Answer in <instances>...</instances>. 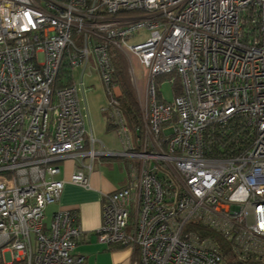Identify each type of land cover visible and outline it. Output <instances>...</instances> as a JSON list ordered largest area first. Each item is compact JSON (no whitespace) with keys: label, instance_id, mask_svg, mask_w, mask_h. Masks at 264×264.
I'll list each match as a JSON object with an SVG mask.
<instances>
[{"label":"built area","instance_id":"built-area-1","mask_svg":"<svg viewBox=\"0 0 264 264\" xmlns=\"http://www.w3.org/2000/svg\"><path fill=\"white\" fill-rule=\"evenodd\" d=\"M248 10L256 31L245 34ZM115 51L135 54L148 69L142 104L137 95L142 122L133 131L113 81ZM90 55L119 151L94 150L82 80L54 87L62 65L74 78ZM176 80L180 93L168 101L160 88ZM231 119L245 130L243 143L236 138L237 146L221 153L208 131L225 135ZM97 155L126 165L127 184L104 196L95 235L100 244L127 248L128 264H221L210 232L239 258L264 259V0H0V251L6 264L83 262L73 254L83 236L77 213L57 210L44 226L45 209L59 200L65 182L89 186L80 169L58 178L57 162L86 157L90 171Z\"/></svg>","mask_w":264,"mask_h":264},{"label":"crops","instance_id":"crops-1","mask_svg":"<svg viewBox=\"0 0 264 264\" xmlns=\"http://www.w3.org/2000/svg\"><path fill=\"white\" fill-rule=\"evenodd\" d=\"M90 67L91 66L88 65V67L85 69L84 72H82L81 69L79 74V81L82 80L83 88H84V91L80 92V96L83 99V104L86 106V117L88 118V121L86 122V126L87 123L90 124V116L88 114L85 96L91 90L92 86L87 85L85 83L84 77L92 78V73L89 70ZM128 69L130 75L134 76L133 69L132 68L130 69L129 64H128ZM98 77L100 79L99 72H98ZM100 81L102 82L101 79ZM132 83L134 86L133 80ZM120 93H121V89H120ZM105 95L107 102L106 105H104L101 108V113H103V115L106 116L107 129L114 131V133L118 138V141L120 142L119 137L116 133L117 126L115 124V120L107 110L108 96L106 94V90H105ZM110 122H112V126L109 124ZM86 131L87 134L91 133L95 139V143L93 145L95 151L100 150L101 147H104L109 151L121 150V144L117 148H110L109 146H106L103 141H99L98 139H96L91 128L89 131L86 128ZM85 144H86L85 151L90 150L91 146L88 142V137L85 138ZM88 146H90V149H87ZM96 157H99L100 159L98 161V168L96 169L94 168V163H95V157H94L90 171L86 167H84L89 165V161L86 157L84 158L82 157L76 163H74L71 160H61L57 162L58 166L60 162L64 163L63 165L64 168L63 170L60 168L61 171L60 174L58 175V178L67 180L76 169H80L88 177L89 186L86 188L84 186L73 184L71 182H65L59 200L53 204L48 205L45 209L44 226H47L49 224L53 213L56 212L57 210L68 209V208L73 209L77 213L78 225L83 230V236L80 240L76 242V246L73 250V254H75L76 256H82L84 258L81 264H89L90 258H92V254L94 252L99 251L100 249L107 253L108 257L110 258L109 260L111 264H128L130 260V253L127 250V248H115L109 245L101 246L99 245V242L97 241L95 235V231L97 230V228H99V226L102 223L104 196L116 189L124 187L127 184L126 165H124V170L123 169L119 170V171H123L122 173H120L117 170L113 169V163L111 161L112 159H110L112 158L111 156L103 157L97 155ZM80 162L83 165H80ZM117 164L119 167V165L122 163L120 164L117 163ZM46 217H47V221H45ZM31 241L32 242L34 241V236H31ZM90 251L91 253L88 254V252ZM6 256L7 254H3L0 251V258L3 264H6L4 262V258Z\"/></svg>","mask_w":264,"mask_h":264},{"label":"trees","instance_id":"trees-1","mask_svg":"<svg viewBox=\"0 0 264 264\" xmlns=\"http://www.w3.org/2000/svg\"><path fill=\"white\" fill-rule=\"evenodd\" d=\"M251 10H248L245 15H242V18H245V24L243 25L244 28L250 29V31H256V22L255 16L252 17L249 15L251 14ZM114 72H113V81L117 83L121 89V95L118 97L119 104L125 121L129 128L133 131L139 126L142 122V114L141 109L139 106V102L136 96V92L132 83L131 75L128 69V62L125 56L119 52L115 51L114 54ZM72 70L68 66L67 63L62 65V67L58 71V75L54 81V87L60 88L63 86L71 85L74 82V78L72 76ZM161 78L158 79L160 81ZM173 95H177L180 93V86L178 80H176L174 86H172ZM112 126V122L109 123ZM236 124H240L239 120L236 121ZM224 130H228L225 135H218L217 133H209L208 131V139L211 141V147H215L219 152L222 153V148L226 145L229 147L232 146L233 148L236 147V138L239 139V143L242 144L243 141L241 140V135L245 132L243 128L234 127L233 119L227 122ZM240 127H243L240 126ZM229 140V144L223 142ZM222 146L221 148H219ZM202 233H206L202 231ZM209 235L213 237L215 242L220 246V250L222 252V262L221 264H264V259L259 257H246V258H239L236 252L232 249L231 244L222 238L220 235L210 232ZM120 248V247H115ZM3 264V263H0ZM12 264H24L20 262H14Z\"/></svg>","mask_w":264,"mask_h":264},{"label":"rangeland","instance_id":"rangeland-1","mask_svg":"<svg viewBox=\"0 0 264 264\" xmlns=\"http://www.w3.org/2000/svg\"><path fill=\"white\" fill-rule=\"evenodd\" d=\"M147 33L148 31L146 30L141 31V35L147 34ZM121 53L125 56L130 69L131 68L133 69V73L135 77L133 75H131V77L134 82V88L136 90V93L140 98V103L142 104L144 102L143 100L144 90H145L147 76H148V69L140 63L138 57L135 54L126 52V51H123ZM89 66H91L89 70L92 73V78L84 77V81L87 85L92 86L91 90L85 96L91 125L87 123L86 128L88 131L91 128L96 139H98L99 141H103L106 146H109L110 148H117L120 146V142L118 141V138L116 134L114 133V131L107 129L106 116L103 115V113H101V108L104 105H106V102H107L106 95H105V86L98 77V71L96 69V64H95V61L92 55L89 56ZM81 68H77V70L74 73V80L78 82H79V74H80ZM160 91L164 99L168 101H171L173 99L172 86L169 82H165L161 86ZM85 113H86V110H85ZM87 121H88V118L86 119V122ZM87 149H90V146H88ZM110 159H112L111 161L113 163V169L122 173L123 171H119V170L121 169L124 170L123 159L120 157H116V158L112 157ZM99 160H100L99 157H95V163H94L95 169L98 168ZM117 163L119 164L122 163L119 165L120 168L118 167ZM63 165H64L63 162L59 163V166L62 170L64 168ZM45 221H47V217ZM99 245L103 246V244H100V243ZM90 253L91 251L88 252V254ZM109 259L110 258L108 257L107 253L100 249L99 251L94 252L92 254V258H90L89 264H111ZM0 263H2L1 258H0Z\"/></svg>","mask_w":264,"mask_h":264}]
</instances>
